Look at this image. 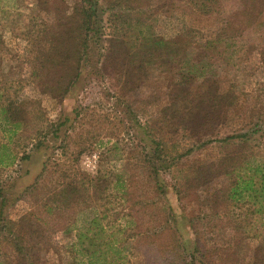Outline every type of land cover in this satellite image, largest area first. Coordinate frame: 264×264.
<instances>
[{"label":"rangeland","instance_id":"1","mask_svg":"<svg viewBox=\"0 0 264 264\" xmlns=\"http://www.w3.org/2000/svg\"><path fill=\"white\" fill-rule=\"evenodd\" d=\"M75 1L0 0V264H264V197L228 199L264 164V0L100 1L74 82Z\"/></svg>","mask_w":264,"mask_h":264},{"label":"trees","instance_id":"2","mask_svg":"<svg viewBox=\"0 0 264 264\" xmlns=\"http://www.w3.org/2000/svg\"><path fill=\"white\" fill-rule=\"evenodd\" d=\"M100 1H106V0H76L73 6V38L72 41L74 42L73 50H72V57L74 58V66L72 68L74 82L79 76V70L82 66L83 60L87 57L85 54L88 48V42L92 38L91 33L93 31H96L93 33V36L99 32V13H98V5ZM119 1V0H118ZM110 4V2H109ZM153 45L155 47H158L159 45L164 44L163 41H156L153 40ZM58 47L61 49L62 59L63 61H66L67 55L65 54V47L64 42H60ZM156 51L158 49L156 48ZM187 77H193L197 76V73L195 71V66L190 65L186 71ZM11 107H7L4 109L5 113H7V110H10ZM248 135H240L236 137H230L223 139L219 142L228 143L231 140L237 139H245ZM166 153V148L163 146L162 149L160 146H157L155 151V157L160 160L161 155ZM168 154V153H166ZM183 158L182 156L178 155L179 158ZM242 164H245L244 166H240V170L243 172L242 175L236 176L237 179L231 184V189L228 193V199L235 201L236 203H240L244 200L245 196L249 194L250 198H255L256 195L261 194L262 197H264V164H257V165H248L250 164L248 159L244 160ZM169 166V165H168ZM167 165H157L154 164L152 166V170L154 171V174L156 175V179L159 180V174L160 171L163 170L162 167L169 168ZM237 171L236 167L234 168L233 172ZM240 173V172H239ZM158 182V181H157ZM159 182H161L159 180ZM159 184V183H158ZM180 193V191H178ZM251 200V199H250ZM170 216L172 218V222L174 224L175 233L180 234V225L182 222L183 215H177L174 212V209L171 211ZM124 232V229H122ZM85 235H81L79 237V241L77 243L78 246H81V248H84L85 242ZM126 249V247H123ZM198 252V249H195V252ZM187 253H189V250H186ZM190 252V258L192 260L195 258L194 253ZM204 257V256H203ZM92 258V257H91ZM94 259V258H92ZM92 261V260H91ZM191 264H195V261H193Z\"/></svg>","mask_w":264,"mask_h":264}]
</instances>
